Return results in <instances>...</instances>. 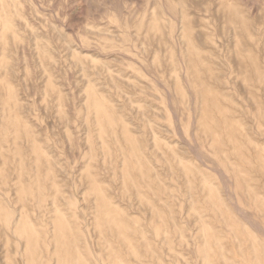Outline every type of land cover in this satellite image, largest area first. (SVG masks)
Masks as SVG:
<instances>
[{
	"label": "rangeland",
	"instance_id": "374dc122",
	"mask_svg": "<svg viewBox=\"0 0 264 264\" xmlns=\"http://www.w3.org/2000/svg\"><path fill=\"white\" fill-rule=\"evenodd\" d=\"M0 1V264H264V0Z\"/></svg>",
	"mask_w": 264,
	"mask_h": 264
},
{
	"label": "bare ground",
	"instance_id": "6f19581e",
	"mask_svg": "<svg viewBox=\"0 0 264 264\" xmlns=\"http://www.w3.org/2000/svg\"><path fill=\"white\" fill-rule=\"evenodd\" d=\"M1 2V1H0ZM1 6H2V3L0 4ZM0 20H1V22L3 23V25H4V28H8V21H7V19L5 18V17H3V20H2V16H0ZM195 55H196V53H195ZM197 56V58L200 56H198V55H196ZM206 67V66H205ZM193 74H195V73H193ZM110 112V111H109ZM64 245V244H63ZM209 264V263H208Z\"/></svg>",
	"mask_w": 264,
	"mask_h": 264
}]
</instances>
